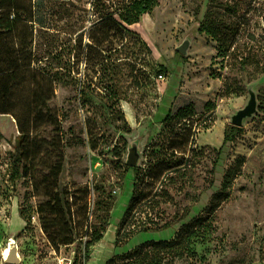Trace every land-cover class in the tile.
I'll use <instances>...</instances> for the list:
<instances>
[{
    "label": "rangeland",
    "instance_id": "rangeland-1",
    "mask_svg": "<svg viewBox=\"0 0 264 264\" xmlns=\"http://www.w3.org/2000/svg\"><path fill=\"white\" fill-rule=\"evenodd\" d=\"M220 1L233 6L232 13L222 7L219 11L234 29L232 49L238 55L225 61L218 56L219 42L200 31L212 0H164L129 27L131 32L104 64L99 62L104 59L99 52L87 55L85 47L75 48L78 33L71 36L64 31L66 19L47 21L52 28L41 38L45 43L52 38L55 52L61 55L50 62L61 61L66 70L38 119L31 142L36 158L24 161L34 165L29 175L11 181L13 168L8 177L6 160L1 158L0 264H11L4 252L13 243L21 258L16 264H57L62 253L75 264L84 262L89 240L82 236L85 227L99 226L96 216L105 214L95 207L99 194L104 198L102 188L112 191L113 206L103 238L88 248L91 259L86 264H106L112 256L148 240H170L184 223L208 215L211 209L219 226L214 239L198 247L197 259L183 258L173 264H264V0ZM91 23L87 20L79 32L86 33ZM250 84H255L258 112L245 119L242 131L223 146L232 116L248 102ZM29 99V88L15 94L20 104ZM209 100L216 110L209 128L200 130L196 140L205 156L194 180L183 191L170 187L171 199L154 219L160 227L169 226L135 235L116 248L117 231L135 184L133 171L126 169L131 148L137 146L143 155L173 105L194 101L202 106ZM4 115L10 114H0V123L7 124ZM8 118L14 125L7 124L6 133L0 125V147L12 144L19 135L16 119ZM0 151L4 156L5 150ZM59 161L63 167L57 191L64 208L75 212L87 204L89 209L78 215L80 221L75 213L70 220V227L80 232L75 241L56 246L41 216L49 207L43 176ZM228 173L232 183L220 195ZM21 212L31 216L29 223Z\"/></svg>",
    "mask_w": 264,
    "mask_h": 264
},
{
    "label": "trees",
    "instance_id": "trees-1",
    "mask_svg": "<svg viewBox=\"0 0 264 264\" xmlns=\"http://www.w3.org/2000/svg\"><path fill=\"white\" fill-rule=\"evenodd\" d=\"M163 1L0 0V114L13 115L19 129L11 181L29 175L34 166L30 163L36 158L31 142L38 128V119L42 109L55 96V82L66 70L61 61L57 65L50 62L60 60L61 55L55 52L57 44L53 43L52 38H48L46 43L41 38L42 34H47L48 29L52 28L47 21L54 17L66 19L64 31L71 36L78 33L75 48L83 50L85 47L87 55L99 52L104 58L99 62L104 64L112 59L109 53L118 51V42L131 32L129 27L138 23L144 14L152 12ZM210 7L200 31L219 42L218 56H222L224 61L228 56L237 57L236 48L232 49L234 29L230 28L225 19H221L223 14L219 11V7H222L224 12L232 13L233 6L228 1L212 0ZM87 20L92 22L88 31L79 32ZM86 37L87 41L84 42ZM246 63L247 60L243 58L242 64ZM39 82H43V85ZM28 88L31 99L21 104L16 102L15 94ZM202 104L200 106L190 101L179 106L173 105L162 122L161 131L141 156V159L144 157L143 162L136 166L126 165L127 171L132 170L135 175V184L117 231L116 248L128 243L135 235L169 226L166 223L160 227L154 219L161 215V205L171 199L170 187L177 191L190 187L195 171L205 156V150L198 147L196 140L200 130L209 128L216 104L211 100ZM241 131V127H229L223 146L234 140ZM28 159H31L30 162L25 164L24 161ZM62 167V161L55 162L43 176L49 207L48 213L41 216V219L56 246L70 245L75 241V234L80 232L78 228L70 227V220L75 213L77 222L80 221L78 215L87 214L89 209L87 204L81 205L75 212L71 207L69 210L64 208L66 203H62L57 191ZM231 183V173H228L220 195L228 190ZM102 192L104 198L102 200L99 194L95 207L105 214L96 216L99 226L94 228L91 224L85 227L82 236L89 237V240L81 264L91 259L88 248L103 238L109 221L114 197L112 191L102 188ZM49 213L54 217H50ZM21 215L28 223L31 221V216L23 212ZM218 230L216 213L211 209L208 215H200L184 223L172 239L148 240L128 253L112 256L106 264H173L183 258L194 260L199 256L198 247L211 243Z\"/></svg>",
    "mask_w": 264,
    "mask_h": 264
},
{
    "label": "water",
    "instance_id": "water-1",
    "mask_svg": "<svg viewBox=\"0 0 264 264\" xmlns=\"http://www.w3.org/2000/svg\"><path fill=\"white\" fill-rule=\"evenodd\" d=\"M249 99L246 106L238 110L231 118L232 125L242 127L245 119L254 117L258 112L259 100L257 96V91L255 90V84H250L248 86ZM141 152L138 150L137 146H134L130 150L127 163L130 166H136L141 160ZM8 254L5 256V261L7 263L16 264L21 261L18 246L16 243L10 245L8 249Z\"/></svg>",
    "mask_w": 264,
    "mask_h": 264
},
{
    "label": "built area",
    "instance_id": "built-area-1",
    "mask_svg": "<svg viewBox=\"0 0 264 264\" xmlns=\"http://www.w3.org/2000/svg\"><path fill=\"white\" fill-rule=\"evenodd\" d=\"M16 139H17V137H14L12 144L6 142V143L1 144V147H0L2 150H5L4 156H3V154H1L2 152L0 151V165L2 162L1 158L5 159L6 160V167L8 169V177H9L11 170H12L13 155L16 152V147H15L16 146ZM7 147L10 148V151L8 150L9 152L7 151V149H8ZM57 264H75V263H74V260L72 258H70V257H68L62 253V254L57 256Z\"/></svg>",
    "mask_w": 264,
    "mask_h": 264
},
{
    "label": "crops",
    "instance_id": "crops-1",
    "mask_svg": "<svg viewBox=\"0 0 264 264\" xmlns=\"http://www.w3.org/2000/svg\"><path fill=\"white\" fill-rule=\"evenodd\" d=\"M2 116V115H1ZM5 117H7V118H5V120H4V122H7V124H9V125H14L13 124V122H12V120H11V118H8L10 115H4ZM3 117V116H2ZM14 120V119H13ZM15 121V120H14ZM7 124H5V123H0V125L2 126V131H4V133H6L5 131H8V130H6V127H7Z\"/></svg>",
    "mask_w": 264,
    "mask_h": 264
},
{
    "label": "bare ground",
    "instance_id": "bare-ground-1",
    "mask_svg": "<svg viewBox=\"0 0 264 264\" xmlns=\"http://www.w3.org/2000/svg\"><path fill=\"white\" fill-rule=\"evenodd\" d=\"M8 248L5 250V252H4V258H5V256H7V254H8Z\"/></svg>",
    "mask_w": 264,
    "mask_h": 264
}]
</instances>
